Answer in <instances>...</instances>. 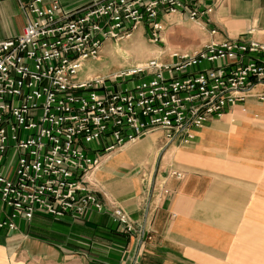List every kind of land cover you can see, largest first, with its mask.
<instances>
[{"label": "built area", "instance_id": "built-area-1", "mask_svg": "<svg viewBox=\"0 0 264 264\" xmlns=\"http://www.w3.org/2000/svg\"><path fill=\"white\" fill-rule=\"evenodd\" d=\"M15 1L27 19L22 32L0 39V199L10 210L0 229L14 231L37 213L103 212L86 181L102 156L156 131L189 142L194 130L245 109L250 96L264 102V91L252 94L264 87V41L252 37L211 39L199 50L171 51L169 62L157 56L108 76H80L105 41L143 27L164 44L165 18L198 21L220 0ZM113 216L134 231L122 210Z\"/></svg>", "mask_w": 264, "mask_h": 264}, {"label": "crops", "instance_id": "crops-1", "mask_svg": "<svg viewBox=\"0 0 264 264\" xmlns=\"http://www.w3.org/2000/svg\"><path fill=\"white\" fill-rule=\"evenodd\" d=\"M69 1L64 0V4ZM169 17L183 19L181 15ZM26 19L15 0H2L0 39L22 32ZM198 21L205 30L204 44L211 39L219 42L239 37L264 41V0H220ZM212 29L217 30L213 37L209 34ZM263 91V86H257L252 94ZM258 102L250 96L245 106L252 109ZM214 121L194 130L189 142L184 141L185 136L168 141L156 131L102 156V165L89 172L86 181L104 203L105 211H92L82 218L37 213L31 220H17L16 230L0 229V264H241L229 259L264 256L262 160L252 169L258 182L247 184L257 193L251 206L260 208L258 219L251 220L253 225L229 218L228 205L210 201L214 182L182 181L184 161L193 172L199 163L196 153L208 151V144L218 140ZM196 146L194 153L191 150ZM158 152L160 160L151 176H145L149 186L145 189L139 169L152 165ZM174 172L183 177L177 178ZM227 195L221 189V198ZM115 209L126 214L133 232L113 216ZM9 212L0 199V220ZM214 243L220 248L215 250Z\"/></svg>", "mask_w": 264, "mask_h": 264}, {"label": "rangeland", "instance_id": "rangeland-1", "mask_svg": "<svg viewBox=\"0 0 264 264\" xmlns=\"http://www.w3.org/2000/svg\"><path fill=\"white\" fill-rule=\"evenodd\" d=\"M86 1L88 0H70L68 7ZM199 22L201 21H192L186 17L165 18L162 22L165 27L162 31L165 43L161 45L150 40V36L145 30L143 31V27L137 29L128 39L105 41L100 56L88 60L80 76L86 77L92 74L108 76L124 67L144 64L150 58L157 56L169 62L171 60L169 54L173 50L179 52L199 50L205 39L203 24ZM247 107L245 106V110L236 107L229 115L213 122L217 124L218 130L215 134L219 136L218 140L208 144V151L196 153L199 163L195 164L197 168L193 172L187 169V160L184 161L185 166L182 169L185 177L182 181L191 178L204 183L214 182L215 193L210 201L218 205L221 202L228 205L229 218L239 219L240 223L246 220V224L253 225L251 220L258 219L257 211L260 208L253 209L251 206L256 201L257 193L247 184L258 182L257 177L252 174V169L256 168L260 160H262V175L264 174V102L259 101L252 109ZM197 146L191 151L195 153ZM160 152L154 156L152 165L139 169L140 175L144 178L142 181L145 189L149 187L145 176H151L154 172V166L160 160ZM111 154L113 153L107 155ZM182 181L177 182L182 183ZM238 182L243 185H238ZM224 184L225 189H223ZM221 189L228 193L226 198L225 196L221 198ZM261 214L263 219L264 211ZM247 227L249 230L250 226ZM246 240L245 243L248 244L251 238ZM213 245L217 247L215 250L220 246L218 243ZM237 258H230L229 261L241 264H264V256L255 260L250 257H244V260Z\"/></svg>", "mask_w": 264, "mask_h": 264}, {"label": "bare ground", "instance_id": "bare-ground-1", "mask_svg": "<svg viewBox=\"0 0 264 264\" xmlns=\"http://www.w3.org/2000/svg\"><path fill=\"white\" fill-rule=\"evenodd\" d=\"M162 36V35H161ZM162 40L164 41V43H165V39H164V37H162Z\"/></svg>", "mask_w": 264, "mask_h": 264}]
</instances>
